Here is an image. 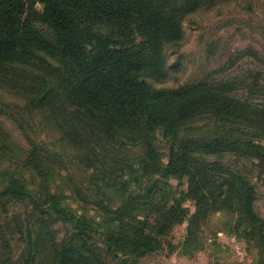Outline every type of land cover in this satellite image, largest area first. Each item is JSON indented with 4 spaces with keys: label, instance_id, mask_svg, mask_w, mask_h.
Listing matches in <instances>:
<instances>
[{
    "label": "rangeland",
    "instance_id": "rangeland-1",
    "mask_svg": "<svg viewBox=\"0 0 264 264\" xmlns=\"http://www.w3.org/2000/svg\"><path fill=\"white\" fill-rule=\"evenodd\" d=\"M31 55L29 63L0 64V264H264L262 227L237 201L216 211L208 205L193 220L196 206L188 199L183 206L189 215L158 243L139 251L127 244L155 235L160 209L189 192L180 171L160 180L171 143L161 130L140 141L120 138L118 152L134 172L103 166L92 150L69 142L53 112L52 105L70 103L74 86L60 84L67 78L63 66L38 51ZM161 63L166 78L155 88L229 80L248 116L264 120V0L206 1L183 18L181 39L164 43ZM42 82L55 88L42 103H29L33 89L36 99L44 91ZM249 130L264 146V129ZM148 146L154 163L144 173L137 162ZM224 163L256 186L255 206L264 220L263 167L251 158Z\"/></svg>",
    "mask_w": 264,
    "mask_h": 264
},
{
    "label": "trees",
    "instance_id": "trees-1",
    "mask_svg": "<svg viewBox=\"0 0 264 264\" xmlns=\"http://www.w3.org/2000/svg\"><path fill=\"white\" fill-rule=\"evenodd\" d=\"M206 1L217 0H0V64L29 63L35 50L63 66L67 78L60 84L70 80L74 85L70 103L52 108L76 149H90L103 166L131 173L132 163L117 149L120 138L140 141L161 130L171 143L160 180L180 171L188 177L189 192L170 209H160L157 233L143 237L146 242L129 238L127 244L135 251L158 243L169 226L182 222L189 215L183 206L188 199L196 206L193 220L208 205L216 211L237 201L261 225L264 244V220L255 206L257 188L247 175L224 163L229 157L236 164L251 158L264 174V146L256 142L257 132L249 130L264 129V120L248 116L242 108L247 103L232 92L229 80L206 78L172 89L153 85L166 78L164 43L180 40L183 18ZM53 87L45 84L38 99L33 89L29 103H42ZM260 93L264 97V85ZM242 120L249 129L242 127ZM152 153L148 146L137 162L144 173L154 163ZM112 248L109 244L108 252L116 257Z\"/></svg>",
    "mask_w": 264,
    "mask_h": 264
}]
</instances>
